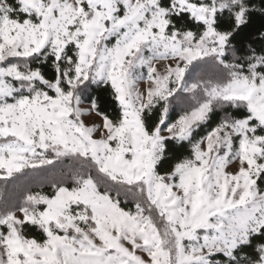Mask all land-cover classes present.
Listing matches in <instances>:
<instances>
[{
	"label": "snow or ice",
	"instance_id": "snow-or-ice-1",
	"mask_svg": "<svg viewBox=\"0 0 264 264\" xmlns=\"http://www.w3.org/2000/svg\"><path fill=\"white\" fill-rule=\"evenodd\" d=\"M0 264H264V0H0Z\"/></svg>",
	"mask_w": 264,
	"mask_h": 264
},
{
	"label": "trees",
	"instance_id": "trees-1",
	"mask_svg": "<svg viewBox=\"0 0 264 264\" xmlns=\"http://www.w3.org/2000/svg\"><path fill=\"white\" fill-rule=\"evenodd\" d=\"M17 183L24 184V183H26V181H25L23 178H21L19 181H17ZM8 192H9V195H12V196H14V195L17 194V193L14 191V189L11 187V185L9 186Z\"/></svg>",
	"mask_w": 264,
	"mask_h": 264
}]
</instances>
